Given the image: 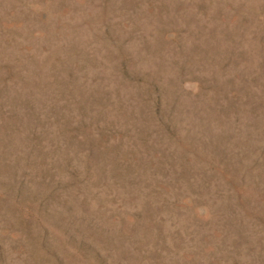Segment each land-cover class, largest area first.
I'll list each match as a JSON object with an SVG mask.
<instances>
[{
    "label": "rangeland",
    "instance_id": "obj_1",
    "mask_svg": "<svg viewBox=\"0 0 264 264\" xmlns=\"http://www.w3.org/2000/svg\"><path fill=\"white\" fill-rule=\"evenodd\" d=\"M0 264H264V0H0Z\"/></svg>",
    "mask_w": 264,
    "mask_h": 264
}]
</instances>
